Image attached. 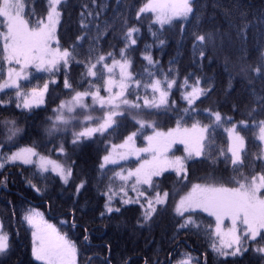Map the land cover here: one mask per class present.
I'll return each instance as SVG.
<instances>
[{"label":"snow or ice","instance_id":"obj_1","mask_svg":"<svg viewBox=\"0 0 264 264\" xmlns=\"http://www.w3.org/2000/svg\"><path fill=\"white\" fill-rule=\"evenodd\" d=\"M65 3L66 0H47L43 14H29L28 0H0V175L10 168L22 172L27 168L31 176L25 177L26 184L37 195H43L44 189L36 177L48 180L50 177L46 174L51 173L64 186L62 190L67 191L76 175V161L67 162L71 159L67 144L69 133L73 152L85 141L100 139L105 141V148L98 162V179L107 178L105 189H98L105 197L101 217L121 212L120 207L114 206L119 197L121 205L139 206V227L150 226L161 211L168 209L171 201L172 213L179 218L177 233L184 230L187 234L194 229L207 241L202 262L200 257L185 251L179 255L169 252L166 262L158 257H145L144 264H209L210 255L215 258V264H242L249 254L264 264V147H261L264 146V118L256 122V108L247 113L251 130L260 142L256 145L258 151L253 153H249L243 134L249 129L248 119L235 121L232 116L209 107L203 109L209 117L208 123L192 118L191 126H187L184 117L201 111L198 102L203 103L202 98L211 94V83L204 86L199 76L193 80V73L184 75L181 82L179 69L172 67L173 61H169L165 71L160 61L154 59L150 51L152 44L145 43L143 49L138 48L137 34L141 32L138 23L144 18L150 20L148 31L159 45L165 44L160 33L166 26H176V22L183 38L193 18L199 23L195 0H145L134 12L137 23L130 22L127 16L123 18L120 46L117 49L113 45L108 51L98 48L97 44L102 36L116 30L109 22H104L103 26L98 22L104 6L97 4V0L91 3L100 11L94 13L84 5L80 13L81 34L67 45L62 43L58 26ZM93 16L97 21L94 36L90 29L93 21L89 20ZM153 25L159 26V32ZM247 29V23L239 26L240 38L247 39ZM190 36L193 57L198 53L203 61L207 58V46L214 43V34L193 28ZM86 38L87 49L84 47ZM73 65L79 69L78 76L73 74ZM31 69L42 75L34 77ZM240 71L246 77L249 72L264 77V47L258 50L255 66L246 63ZM60 76L63 77L64 98L57 97L59 102L52 108L44 129L52 148L45 153L35 142L18 146L24 129L15 114L6 113L13 104L28 113L46 106L51 85L60 87ZM33 78L42 81V85L29 88L28 84L21 83H30ZM174 89L180 91L186 107L171 99ZM258 106L264 112V96L258 98ZM178 107L184 116H177L175 127L163 130L158 123L159 116L174 113ZM128 121L132 130L117 143L115 137ZM219 128L226 133V146L216 144L215 133ZM141 137L145 143L138 146ZM176 145L183 146V155L176 154L179 151L174 150ZM6 146L7 151H4ZM194 159L209 160L213 164L222 159L226 170L230 165V172L217 174L212 168L193 181L189 162ZM166 173H174L178 189L169 191L162 186L168 178ZM7 180L4 176L0 186L7 188ZM88 184L87 176H82L75 183L73 195L78 197ZM200 213L211 220L205 223L198 218ZM11 218L16 219L15 205ZM20 218L31 234L34 264H80L78 257L82 253L77 242L49 223L41 211L29 207L22 211ZM61 223L66 224L67 220ZM76 227L73 209L72 228ZM83 239L89 240L87 228ZM12 253V234L0 220V264H10ZM87 264H92L91 258Z\"/></svg>","mask_w":264,"mask_h":264},{"label":"trees","instance_id":"obj_2","mask_svg":"<svg viewBox=\"0 0 264 264\" xmlns=\"http://www.w3.org/2000/svg\"><path fill=\"white\" fill-rule=\"evenodd\" d=\"M143 2L145 0H120L118 4L117 0H97V4L104 6L98 22L102 26L104 22H109L114 25L116 30L115 33L109 32L102 36L97 47L108 51L115 45L118 49L123 18L127 16L130 22L137 23L134 12ZM84 5H87L88 9L94 13L100 11L91 3V0H66L62 22L58 26V33L63 44L67 45L76 35L81 34L80 13L84 10ZM195 5L199 23L197 24L196 19L193 18L187 25L183 38L179 22H176L174 27L166 26V30L160 33L165 40V44L162 46L152 38L148 31L150 20L147 18L141 20L138 23V26L141 27V32L137 34L138 48L143 49L145 43L152 44L153 47L150 51L154 59L160 61V65L165 71L169 67V61H173L172 67L174 70L179 69L181 82L184 75L193 73V80L199 76L204 86L211 83L213 88L211 94L207 98H202L203 103L198 102L201 111L192 113L191 117H184L188 122L187 126H191L192 118L199 119L202 123H208L209 117L203 109L209 107L219 110L225 116H232L235 121L242 118L248 119L249 129L244 130L243 134L247 140L249 153L256 152L258 151L256 145L260 142L251 130V119L247 113L251 108H256V122L258 123L259 119L264 118V112H261L258 106V98L264 96V77L256 76L252 72H249L246 77L240 69L246 63L255 66L258 50L264 47V22H262L264 21V0H195ZM46 6L47 0H28L27 11L29 14L33 12L43 14ZM85 14L87 15V13ZM89 20L93 21L90 24V29L94 36L97 21L95 16L89 17ZM243 23L248 24L246 40L240 38L238 33L239 26ZM153 28L159 32L158 25H153ZM193 28L214 34V43L207 46V58L203 61L198 53L193 57L190 36ZM84 47L85 49L88 47L87 38ZM136 60L138 62L137 69H139V52L136 53ZM194 60L195 62H193ZM73 69L74 76H78L79 69L75 65H73ZM30 71L34 77L42 75L36 73L35 70ZM59 79V88L56 85H51L52 91L46 97V106L34 108L31 113H28L16 109L13 104L9 112L6 113V115L15 114L20 126L24 129L18 139V146H28L35 142L39 150L45 153L52 148L44 129L48 125V117L52 115V108L59 102L57 97L64 98L62 95L64 91L63 77L60 76ZM249 79H251V83ZM21 83L28 84L29 88L37 84L42 85V81L35 78L31 79L30 83L25 81H21ZM173 91L174 95L171 99L176 100L179 106L186 107L181 99L180 91L177 89ZM253 92H255V96H253ZM177 116H184L179 107L174 113L161 114L158 123L163 130L175 127ZM130 130H132V124L131 121H128L126 127H121L120 135L115 137L116 142L119 143L122 135ZM70 139L69 133L67 144L71 159L67 162L76 161V175L72 187L67 191L62 190L64 186L51 173L46 174L50 177L48 180L36 177L40 187L44 189L43 195H37L26 184L25 177L31 176V171L27 168L23 172L17 168H10L0 175V180L4 176L8 177L7 188L0 186V220L12 234L13 253L10 264H34L31 260V234L27 225L20 218L22 211L29 207L41 211L46 220L54 224L60 231L66 232L77 242L82 253L78 257L80 264H87L89 258H91L92 264H105V262L107 264H124L125 261H128V264H144L145 257L149 259L158 257L160 261L166 262L169 252L179 255L185 251L191 252L194 257H200L201 262L203 261L202 253L207 248L206 239L197 234L194 229L187 234L184 230L177 233L179 218L174 217L172 213L171 201L168 209L161 211L150 226L139 227L137 224L141 215L139 206L121 205L119 197L114 201V206L120 207L121 212L105 214L104 217H101L100 213L104 210L105 197L100 195L99 190L105 189L107 178H103L102 181L98 179V162L104 154L105 141L100 139L85 141L80 149L73 152ZM215 139L217 146L221 144L226 146L227 136L222 128L216 130ZM143 144L144 140L141 137L138 140V145L142 146ZM177 148L179 151L176 154L183 155V149ZM4 151H7V146ZM52 155L55 157L56 153L53 152ZM131 164L134 166L135 163ZM125 165L127 166V164ZM189 166L193 181L205 176L212 168L217 170V174L227 175L230 172V165L226 170L222 159L215 164L205 159H194L189 162ZM117 170L119 169L117 168ZM84 175L87 176L89 184L77 197L73 195L75 183ZM165 175L168 178L163 181L162 186L169 191L178 189L179 186L175 185L174 173ZM13 205L16 210L15 221L11 218ZM73 209H75L76 228H72ZM198 218L205 223L211 220L204 213H200ZM62 220H67V223L62 224ZM85 228L88 229V241L83 239ZM209 264H215V258L211 255ZM242 264H260V261L255 255L249 254L243 259Z\"/></svg>","mask_w":264,"mask_h":264},{"label":"rangeland","instance_id":"obj_3","mask_svg":"<svg viewBox=\"0 0 264 264\" xmlns=\"http://www.w3.org/2000/svg\"><path fill=\"white\" fill-rule=\"evenodd\" d=\"M31 70H35V69H31ZM36 85H34L33 87H35ZM89 103H91V100H90V98H89ZM167 130V129H166ZM165 130V131H166ZM145 143V142H144ZM144 145V144H143ZM142 145V146H143ZM138 146H140V145H138ZM177 147H180V148H182L183 149V146L182 145H176L175 147H174V150L177 148ZM264 147V146H263ZM177 155H179V154H177ZM131 163H135V159L133 158L132 159V161H131ZM121 164H127L126 162H124V161H121ZM109 166H111V165H109ZM46 219V218H45ZM48 221V220H47ZM49 222V221H48ZM49 223H51V222H49ZM52 224V223H51Z\"/></svg>","mask_w":264,"mask_h":264}]
</instances>
